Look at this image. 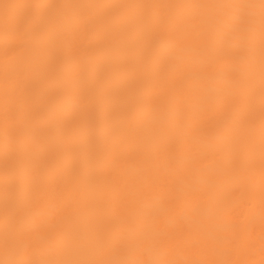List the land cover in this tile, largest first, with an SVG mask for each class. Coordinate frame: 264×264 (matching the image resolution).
Here are the masks:
<instances>
[{"label":"bare ground","instance_id":"1","mask_svg":"<svg viewBox=\"0 0 264 264\" xmlns=\"http://www.w3.org/2000/svg\"><path fill=\"white\" fill-rule=\"evenodd\" d=\"M0 264H264V0H0Z\"/></svg>","mask_w":264,"mask_h":264}]
</instances>
